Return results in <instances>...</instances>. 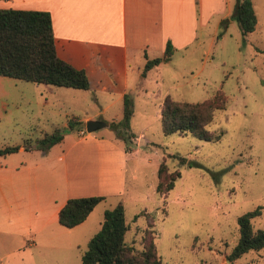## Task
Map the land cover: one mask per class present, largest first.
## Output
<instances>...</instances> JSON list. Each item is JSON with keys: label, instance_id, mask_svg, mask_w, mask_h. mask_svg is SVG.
Returning a JSON list of instances; mask_svg holds the SVG:
<instances>
[{"label": "rangeland", "instance_id": "1", "mask_svg": "<svg viewBox=\"0 0 264 264\" xmlns=\"http://www.w3.org/2000/svg\"><path fill=\"white\" fill-rule=\"evenodd\" d=\"M206 1L209 6L217 0ZM228 1L231 13L235 0ZM251 3L256 23L250 32L243 35L235 19L221 23V18L217 20L221 13L213 14L207 24L199 26V40L176 51L167 65L140 67L145 76H137L136 88L126 93L132 112L116 139L109 133L114 134V130L106 131L110 120L86 131L85 121L92 118L76 120L80 112L75 113L71 127L67 126L72 117L64 114L67 105L95 109L87 91L76 89L74 92H85L77 96L49 92L47 86L53 85L0 75V146L33 148L44 133L59 129L73 137L108 135L133 149L120 154L111 147L94 159L101 179L107 184L120 183L122 190H110L95 204L86 225L61 234L47 224L34 247L24 242L18 249L14 248L21 245L18 237L13 239L7 233L3 239L0 234V254L8 251L2 264H81L80 255L99 228L103 209L118 201L127 224L124 243L141 249V235L149 228L161 264H264V247L249 249L232 260L226 258L238 237L237 215L258 206L259 214L250 219L251 227L264 228V52L260 51L264 49V0ZM216 89L224 93L225 104L213 112L204 127L217 138L161 130L159 104L164 91L173 99L198 101ZM122 107L119 102L108 111ZM39 150L25 148L8 156L42 157L55 187L53 198L58 199L65 171L63 158L65 161L68 154L62 157L58 145L49 152ZM72 158L66 173L74 183L75 175L87 171L89 158L80 150ZM161 160L169 170L179 171L164 195L155 191ZM111 184L119 188V184ZM52 239H59L61 247L54 246Z\"/></svg>", "mask_w": 264, "mask_h": 264}, {"label": "crops", "instance_id": "2", "mask_svg": "<svg viewBox=\"0 0 264 264\" xmlns=\"http://www.w3.org/2000/svg\"><path fill=\"white\" fill-rule=\"evenodd\" d=\"M220 5H225L226 8L219 9ZM0 7L49 12L55 52L70 65L84 70L88 88L82 90L91 94L95 105L94 110L67 105L64 114H71L73 118L75 113L82 114L80 117L75 116L76 120H119L122 110L108 111L109 107L122 103L123 94L136 88V77L145 76L139 72L145 59L161 56L167 39L174 48L172 56L176 51L185 50L188 45L199 40V26L207 24L213 14L219 16L221 13L217 20L232 19L228 0H217L209 6L206 0H0ZM170 61L171 58L151 67L167 65ZM46 89L49 92L76 96L85 93L74 92L80 88L61 85L47 86ZM162 94L164 96L166 91ZM64 125L66 127V123ZM106 131L112 129L108 128ZM109 133L113 138H118L115 133ZM113 138L108 135L97 138L91 134L73 137L71 133H63L58 141L46 148L49 152L54 145H58L61 147L62 157L68 154L65 161L63 158L65 171L63 181L60 182L62 193L58 199L53 198L55 187L53 188V180L48 179L47 163L42 157L8 156L15 151L24 150L26 147L22 144L15 151L0 154L2 238L7 239V233L13 239L18 237L21 245H15V249L21 248L24 242L34 247L43 238L47 224L61 234L70 233L68 229L74 226L86 225L90 211L82 221L71 227L58 222L57 212L68 197L91 194L105 197L112 189L121 192L120 183L107 184L105 179H101L94 160L99 158L100 151L105 154L111 147L120 154L126 153L127 149L129 153L132 152L133 149L126 148ZM27 148L29 151L39 150L30 146ZM77 150L89 158L88 168L82 175H75L76 182L73 183L71 176L66 173V164L68 165V161L73 162L72 157ZM111 183L119 184V188ZM48 192L51 194L48 195ZM52 242H55L54 246L61 247L59 239H52ZM7 253L8 251L0 254V264Z\"/></svg>", "mask_w": 264, "mask_h": 264}, {"label": "trees", "instance_id": "3", "mask_svg": "<svg viewBox=\"0 0 264 264\" xmlns=\"http://www.w3.org/2000/svg\"><path fill=\"white\" fill-rule=\"evenodd\" d=\"M230 18L235 19L241 34L253 30L256 17L251 0H235ZM225 22L226 18L221 19V23ZM173 49L167 39L162 55L146 58L143 69L168 60ZM260 51L264 52V49ZM0 75L38 83L88 88L84 70L57 56L50 15L46 10L0 7ZM225 100L226 97L220 89H216L210 97L198 101L173 99L165 94L159 104L161 130L164 133L188 132L201 139L217 138V135L208 132L204 126L212 119L216 109L224 107ZM122 104L121 118L108 122L109 128L114 130L117 136L121 127H127L132 112L131 100L126 93L123 94ZM73 122L75 120L71 117L67 126L71 127ZM61 136L59 129L44 133L37 139L33 148L46 149ZM18 147V144L0 146V154L15 151ZM178 176L177 169L169 170L161 160L156 170L155 191L164 195ZM103 198L100 194L66 198L58 209V222L66 227L79 223ZM258 214L257 206L237 215L238 237L226 255L227 259L232 260L249 249L264 247V228L252 229L250 223V219ZM126 229L123 205L120 201L104 208L99 228L89 237L86 248L80 255L81 264H161L150 229L144 228L141 235L142 248L139 250L124 243L123 235Z\"/></svg>", "mask_w": 264, "mask_h": 264}, {"label": "water", "instance_id": "4", "mask_svg": "<svg viewBox=\"0 0 264 264\" xmlns=\"http://www.w3.org/2000/svg\"><path fill=\"white\" fill-rule=\"evenodd\" d=\"M104 124L105 122L101 119H88L85 121L84 127L86 131L90 132Z\"/></svg>", "mask_w": 264, "mask_h": 264}, {"label": "built area", "instance_id": "5", "mask_svg": "<svg viewBox=\"0 0 264 264\" xmlns=\"http://www.w3.org/2000/svg\"><path fill=\"white\" fill-rule=\"evenodd\" d=\"M78 132H79L80 134H82V133L84 132V130H83L82 128H80V129L78 130Z\"/></svg>", "mask_w": 264, "mask_h": 264}]
</instances>
